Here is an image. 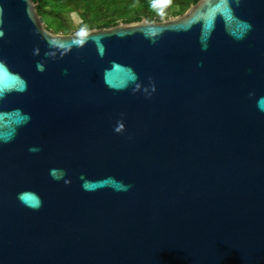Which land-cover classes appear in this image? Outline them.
<instances>
[{
	"label": "water",
	"instance_id": "obj_1",
	"mask_svg": "<svg viewBox=\"0 0 264 264\" xmlns=\"http://www.w3.org/2000/svg\"><path fill=\"white\" fill-rule=\"evenodd\" d=\"M0 264H264V0L65 34L0 0Z\"/></svg>",
	"mask_w": 264,
	"mask_h": 264
},
{
	"label": "trees",
	"instance_id": "obj_2",
	"mask_svg": "<svg viewBox=\"0 0 264 264\" xmlns=\"http://www.w3.org/2000/svg\"><path fill=\"white\" fill-rule=\"evenodd\" d=\"M197 0H34L41 20L51 19L53 31L72 32L69 15L75 13L85 30L108 27L118 22L138 21L141 18L162 20L182 14ZM44 22V21H43ZM49 28L48 26H46Z\"/></svg>",
	"mask_w": 264,
	"mask_h": 264
},
{
	"label": "rangeland",
	"instance_id": "obj_3",
	"mask_svg": "<svg viewBox=\"0 0 264 264\" xmlns=\"http://www.w3.org/2000/svg\"><path fill=\"white\" fill-rule=\"evenodd\" d=\"M167 17H172V15L169 14ZM69 19H70V26L73 29V31H75L81 27L80 20L78 19L77 15L75 13L70 14ZM43 21H44L45 25L49 27L48 29H52V26H51L52 22H51V19L49 18L48 15L45 16Z\"/></svg>",
	"mask_w": 264,
	"mask_h": 264
}]
</instances>
